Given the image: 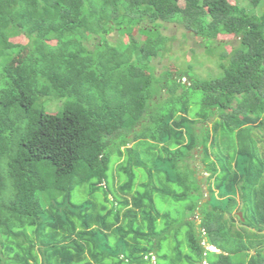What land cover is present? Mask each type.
I'll return each mask as SVG.
<instances>
[{"label": "trees", "instance_id": "obj_1", "mask_svg": "<svg viewBox=\"0 0 264 264\" xmlns=\"http://www.w3.org/2000/svg\"><path fill=\"white\" fill-rule=\"evenodd\" d=\"M240 1L0 0V264H264V0ZM168 23L214 74L157 70Z\"/></svg>", "mask_w": 264, "mask_h": 264}, {"label": "rangeland", "instance_id": "obj_2", "mask_svg": "<svg viewBox=\"0 0 264 264\" xmlns=\"http://www.w3.org/2000/svg\"><path fill=\"white\" fill-rule=\"evenodd\" d=\"M243 6H246L247 8H250V3L246 0H241L240 1ZM261 6L258 7L260 9ZM163 33L172 36V38L168 41V46L169 50L164 54L163 57L159 58H154L152 59L153 64L159 71L163 66H172L173 63H176L177 65H182L186 66L188 58H191V63L195 64V72L200 75V76H206V74L212 72L213 74L218 70L216 66V55H210L205 51L204 46L202 45V40L198 36H193L191 34H188L187 37L183 36V33L185 32L181 26L178 24H164L163 27L161 28ZM116 36V35H114ZM220 39L227 41V44H235L234 39L231 38V36L227 35H220ZM15 41L23 42L24 39L22 38L21 35L16 34L14 37ZM94 39L89 38L86 40L87 45L91 46L93 43ZM226 45V43H225ZM179 65V66H180ZM49 110H55L56 106L51 105L49 106ZM211 123L208 122V125L210 126ZM133 144L130 143L128 146H132ZM194 158H191L189 160V163L196 169V174L198 178L201 180L204 177L208 175L207 172L204 171V167L202 165V162L200 160V156L198 155V150L193 151ZM123 157L119 159V162H122ZM115 163H118V161H115ZM115 166V165H114ZM111 171V170H110ZM111 175V174H110ZM113 179L112 182L114 183V188H116L123 180H117V175L113 173ZM117 180V181H116ZM147 181L146 178L142 179L141 174L139 175V178L136 179L134 182V188L137 189L140 187L141 182ZM204 189H205V185ZM207 194V193H205ZM85 197V192L82 190V188L76 190L74 194L75 199H83ZM156 199V204L158 207H160V211L163 212L165 211L166 207H171L173 208V211H175L178 208H181L180 204H175L173 203V206L171 204L169 205L168 201H163L160 197L155 198ZM180 211V210H179ZM158 227H163L164 224L162 223V220H158ZM147 231V229H145ZM166 246V243L164 244ZM212 248V247H210ZM165 249V248H164ZM152 262L156 260L155 256H152Z\"/></svg>", "mask_w": 264, "mask_h": 264}, {"label": "water", "instance_id": "obj_3", "mask_svg": "<svg viewBox=\"0 0 264 264\" xmlns=\"http://www.w3.org/2000/svg\"><path fill=\"white\" fill-rule=\"evenodd\" d=\"M238 215H239V216H241V213H240V212H238Z\"/></svg>", "mask_w": 264, "mask_h": 264}]
</instances>
